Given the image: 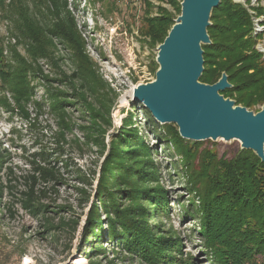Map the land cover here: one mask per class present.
<instances>
[{"label":"rangeland","instance_id":"obj_1","mask_svg":"<svg viewBox=\"0 0 264 264\" xmlns=\"http://www.w3.org/2000/svg\"><path fill=\"white\" fill-rule=\"evenodd\" d=\"M175 1L176 9L167 0L148 4L144 0H0V149L5 156L0 176L7 187L2 203L15 213L0 219V264H161L117 240L105 239L99 254L91 251L92 241L85 242L105 165L116 145L136 149L135 143L119 146L125 142L119 138L129 132L148 140L153 152L144 161L153 162L155 168L149 170L157 175L146 184L124 182L121 188L158 190L167 198V206L160 208L156 201L142 197L150 217L138 213L136 221L173 241L175 247L166 252L173 256L171 264H216L199 235L201 202L210 186L204 175L215 162L240 158L241 144L209 141L178 150L169 137L178 128L162 129L168 145L157 140L147 127L149 116L143 104L133 98L134 88L154 81L158 70L159 45L146 34L145 19L165 13L177 19L181 0ZM253 2L264 10V0H245L252 16L251 36L259 49L264 48V34L256 29L264 28V13L252 14ZM62 26H74L80 33V52L61 34ZM39 31L53 35L52 46L36 57L28 36ZM41 150L68 165L54 190L49 185L46 197L37 192L41 203L56 212L49 215L54 227L61 219L72 223L64 232L48 231L44 219L31 215L23 205L30 188L28 178L34 174L32 155ZM249 164L250 174L264 176L255 162ZM81 177L91 185H85ZM41 186L42 182L37 190ZM119 202L118 211L129 215L132 200L122 196ZM101 216L108 231L105 212ZM170 260L164 258L162 263Z\"/></svg>","mask_w":264,"mask_h":264},{"label":"trees","instance_id":"obj_2","mask_svg":"<svg viewBox=\"0 0 264 264\" xmlns=\"http://www.w3.org/2000/svg\"><path fill=\"white\" fill-rule=\"evenodd\" d=\"M144 1L147 4L149 2V0ZM167 1L176 9L175 0ZM181 2L179 3L180 14ZM255 11H258L259 16H263V8H255ZM175 20L176 18L167 13L156 18H146V34L160 46L174 26ZM211 22L209 35L212 44L203 47L205 72L200 81L213 85L218 82L222 73L226 72L233 88L223 92L222 95L235 100L237 106L254 112L260 111L264 104V54L256 49L257 39L251 36L254 31L252 16L245 6L236 4L233 0H222L220 7L213 12ZM60 31L76 51L82 50L83 38L74 26L69 29L62 26ZM52 37L51 33L47 35L40 31L28 36L34 44L36 57L43 55L47 45L52 46ZM144 109L149 116L147 127L157 140L164 141L168 145V136L161 134L162 129H165L164 126L157 123L152 114L146 108ZM169 137L174 138V148L181 151L193 149L202 144L183 140L178 130L176 133H171ZM119 139L125 141L119 146L125 147L126 143H135L136 149L125 150L116 145L115 153L113 152L105 165L97 202L93 204L90 213L85 242L90 244L92 241L91 251L99 254L103 252L100 244L105 239L117 240L124 243L125 247L131 251L142 252L153 262L163 264L162 259L170 257L168 264H171L173 256L167 255L166 252L172 251L175 247L173 241L156 236L151 229L143 226V222L136 221L138 213L144 214L147 219L150 217L146 213L150 212V209L143 206L140 199L149 198L147 201H156L157 206L164 208L167 206L164 203L167 200L164 192L146 188L141 190L121 188L124 182L132 186L136 183L146 184L147 179H155L157 174L149 170L155 168L153 162L144 161V159H150L149 156L153 151L147 144L148 140H144L139 135H131L129 132ZM241 152L240 158L215 162L214 166H209L208 172L204 175V180L210 186L205 194L206 199L201 202L203 205L200 207L202 226L199 235L211 249L216 264H264V176L257 173L250 174L248 169H252V166L248 165V162H255L258 169L263 171L264 163L251 151L241 150ZM138 153L145 157L135 156ZM246 156H249V159L246 160ZM32 157L31 166L34 174L28 178L30 188L25 194L24 208L30 211L31 215L42 217L48 224L49 228L46 227L48 231L64 232L71 229L72 223L63 219L54 227L55 220L49 219V215L56 212H51L50 206L42 204L37 196L39 193L41 197H46L51 184L54 190L55 185L60 183L62 178L61 172L68 165L63 164L57 155L52 156L45 150L35 152ZM4 164L5 156L0 149V174ZM80 180L85 185H91L90 180L83 177ZM41 182L43 186L40 187L41 190H37ZM6 190L7 187L2 184L0 176V219L2 221L8 217L7 213L10 217L15 215L11 209L6 210L2 203ZM122 196L132 200L133 208L129 215H122L118 211L122 207L119 202ZM162 203L165 205L162 206ZM102 212H105L107 216L108 231L103 229L105 224L101 216ZM258 257L262 258L260 263L255 262ZM22 259L23 256H20V263Z\"/></svg>","mask_w":264,"mask_h":264},{"label":"water","instance_id":"obj_3","mask_svg":"<svg viewBox=\"0 0 264 264\" xmlns=\"http://www.w3.org/2000/svg\"><path fill=\"white\" fill-rule=\"evenodd\" d=\"M245 6V0H233ZM222 0H182L181 14L157 48L155 80L133 90L154 120L178 128L188 142H239L264 163V104L260 111L237 106L223 92L233 88L226 72L217 83L201 82L205 72L203 47L212 44L209 28ZM246 7V6H245Z\"/></svg>","mask_w":264,"mask_h":264},{"label":"built area","instance_id":"obj_4","mask_svg":"<svg viewBox=\"0 0 264 264\" xmlns=\"http://www.w3.org/2000/svg\"><path fill=\"white\" fill-rule=\"evenodd\" d=\"M255 2H253L252 4H251V6H250V10L252 11V14H256V12H255ZM256 32L259 34V33H263L264 34V28H262L261 26H259L257 29H256ZM258 46H261V45H258ZM257 48V50L260 52V53H262V54H264V48L263 47H261V48H259L258 49V47H256Z\"/></svg>","mask_w":264,"mask_h":264},{"label":"bare ground","instance_id":"obj_5","mask_svg":"<svg viewBox=\"0 0 264 264\" xmlns=\"http://www.w3.org/2000/svg\"><path fill=\"white\" fill-rule=\"evenodd\" d=\"M78 263V262H77Z\"/></svg>","mask_w":264,"mask_h":264}]
</instances>
